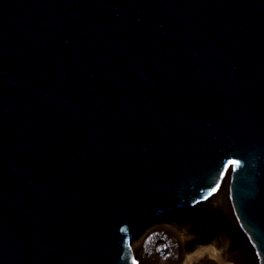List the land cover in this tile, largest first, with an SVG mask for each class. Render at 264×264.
Returning a JSON list of instances; mask_svg holds the SVG:
<instances>
[{
    "label": "water",
    "instance_id": "obj_1",
    "mask_svg": "<svg viewBox=\"0 0 264 264\" xmlns=\"http://www.w3.org/2000/svg\"><path fill=\"white\" fill-rule=\"evenodd\" d=\"M222 185L264 264V0H0V264H139Z\"/></svg>",
    "mask_w": 264,
    "mask_h": 264
},
{
    "label": "bare ground",
    "instance_id": "obj_2",
    "mask_svg": "<svg viewBox=\"0 0 264 264\" xmlns=\"http://www.w3.org/2000/svg\"><path fill=\"white\" fill-rule=\"evenodd\" d=\"M220 193L226 195L223 208L215 204ZM227 194L222 185L193 206H179L150 222L130 244L139 264H254Z\"/></svg>",
    "mask_w": 264,
    "mask_h": 264
},
{
    "label": "rangeland",
    "instance_id": "obj_3",
    "mask_svg": "<svg viewBox=\"0 0 264 264\" xmlns=\"http://www.w3.org/2000/svg\"><path fill=\"white\" fill-rule=\"evenodd\" d=\"M215 204H217L218 207L223 208L224 205L226 204V195H225L224 193H220V194L218 195V197H216V199H215ZM240 239L244 240L243 238H240ZM240 239H239V240H240ZM156 244L158 245L159 242H156V243H155V246H156ZM135 258H136V256H135ZM136 259H137V258H136ZM137 260H138V259H137ZM254 264H255V263H254Z\"/></svg>",
    "mask_w": 264,
    "mask_h": 264
},
{
    "label": "snow or ice",
    "instance_id": "obj_4",
    "mask_svg": "<svg viewBox=\"0 0 264 264\" xmlns=\"http://www.w3.org/2000/svg\"><path fill=\"white\" fill-rule=\"evenodd\" d=\"M232 163H238L237 161H233Z\"/></svg>",
    "mask_w": 264,
    "mask_h": 264
}]
</instances>
